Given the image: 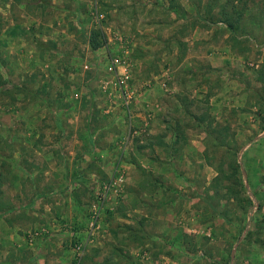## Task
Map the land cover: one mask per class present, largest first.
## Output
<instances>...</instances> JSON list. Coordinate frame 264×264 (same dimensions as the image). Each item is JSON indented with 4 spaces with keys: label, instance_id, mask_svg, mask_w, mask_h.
<instances>
[{
    "label": "rangeland",
    "instance_id": "rangeland-1",
    "mask_svg": "<svg viewBox=\"0 0 264 264\" xmlns=\"http://www.w3.org/2000/svg\"><path fill=\"white\" fill-rule=\"evenodd\" d=\"M212 1L0 0V212L17 187L88 216L121 179L79 264H264V0H231L234 34ZM51 164L56 189L27 187ZM73 167L95 178L74 184ZM64 241L50 252L76 264Z\"/></svg>",
    "mask_w": 264,
    "mask_h": 264
},
{
    "label": "crops",
    "instance_id": "crops-1",
    "mask_svg": "<svg viewBox=\"0 0 264 264\" xmlns=\"http://www.w3.org/2000/svg\"><path fill=\"white\" fill-rule=\"evenodd\" d=\"M261 50L263 52L262 54L264 57V48H260V51ZM248 53L249 51L245 52L244 50V53L242 55L245 56ZM233 54L234 57H238L241 55L240 53L237 55L236 53L231 52L232 58H233ZM261 65L264 70V63H262ZM257 82L258 84H262L261 81L259 80H257ZM210 100L212 101L213 98H211ZM86 155H90V154L86 153ZM86 155L84 154L83 157L85 158ZM148 161H149V157H148ZM97 166L98 168L94 166L88 168L97 170L98 173L104 170V167H102L101 165H97ZM44 168H47V166L44 165ZM44 168L37 170L36 172H34L35 174L33 173V175L27 179L29 183L27 187L30 186L34 188H40L42 190L45 188L49 189L54 187H55L54 189H56L58 187L59 179L55 177L56 171H57V176H60L58 166H56L55 164H51L49 165L48 169L45 170ZM80 169L77 170L73 167L74 171L72 169L70 170L72 175L70 182L72 183L74 182V184L80 182L82 186L87 187L90 184L91 180L93 179V176L95 178V174L89 173L87 171H82ZM83 169L85 170V167ZM47 176L52 178L53 180L49 181ZM55 182L56 185L52 184ZM18 183L15 182L14 185H17ZM139 188L140 187H138V189ZM16 189L17 191L14 199H12L11 197V199H8L9 201H6V203L10 204L11 209L7 210L6 213L0 212V264H19L18 261H16L18 260L17 256L20 259H22L23 256L26 255L28 257H26L23 260L24 262L22 261L21 264H63V261L64 262L66 261L68 264H70L69 263V259L71 255L70 250H66V252L63 251V254H65V258L62 259H60L59 256L58 257L53 256L52 253L50 252L57 250L56 253L58 254L60 248H62L61 250H65L62 246H60L59 243L55 242V237L58 239L60 238L62 239V237L65 238L66 241H64L63 243H67V244L70 242L68 241V239L71 238L72 245H74L75 242L78 240L81 241L83 236L85 235V231L88 230V227L85 228L86 224L89 225L91 222V219H89V215L91 212L88 213L89 214L88 216L86 213L79 212L80 205L84 206V203L76 198L72 200L74 206L72 207L71 210L72 213L70 214L69 205L60 203L59 201L50 202L49 200L51 198L50 195L53 194L54 196V193L46 194L44 191H42L40 194L34 195V197H32V199H30V201L27 203H25V200L23 201V203H20L18 201V198L20 199V197L22 196L19 197L17 196L20 194V191H22V189H18L17 187ZM129 208L131 210L133 209V207H129ZM32 211L34 212L35 217L33 215L32 216L30 215L31 213H33ZM137 211L139 210L134 209V212ZM26 214L27 216H31L29 221H28L29 219L28 217H23L26 216ZM23 219H26V221H24ZM70 223L75 224L74 226L76 227H73V229H71ZM66 226H68V228H66ZM29 227H31L30 231L36 230L35 233L40 232L37 230L40 229L44 230L47 235L41 233V236L35 242V245L33 244L32 246L31 245L28 246L25 237L26 234L30 232V231H26ZM37 233L35 235H37ZM116 252L117 253L115 254L113 260L111 256H109L107 260L106 259H102V260L110 261L107 264L119 263L120 260H123L124 256H121L122 254L119 253L120 252L119 250H116ZM126 264H132V262L130 261L127 262Z\"/></svg>",
    "mask_w": 264,
    "mask_h": 264
},
{
    "label": "trees",
    "instance_id": "trees-1",
    "mask_svg": "<svg viewBox=\"0 0 264 264\" xmlns=\"http://www.w3.org/2000/svg\"><path fill=\"white\" fill-rule=\"evenodd\" d=\"M214 6H217L221 14L223 16V23L227 26V28L230 30L232 34L235 33V31L241 30L239 29V20L242 19L243 14V7L239 8L235 5L234 1L228 0L226 3H219V0H213L211 3L210 11L214 8ZM231 7L232 13L228 12L227 8ZM105 43V37L103 33L100 30L92 29L89 33L88 37V46L92 51H95L99 48H101ZM2 81L0 76V82ZM264 81V77L262 79ZM262 89L264 91V82ZM264 130V129H263ZM226 141V140H225ZM227 142V141H226ZM232 172H236V166L232 168ZM234 176V175H232ZM219 180H216V183H219ZM229 193L233 191L232 187L227 188Z\"/></svg>",
    "mask_w": 264,
    "mask_h": 264
},
{
    "label": "built area",
    "instance_id": "built-area-1",
    "mask_svg": "<svg viewBox=\"0 0 264 264\" xmlns=\"http://www.w3.org/2000/svg\"><path fill=\"white\" fill-rule=\"evenodd\" d=\"M108 70L111 72V71H114V66H109ZM118 181H121V179H117V180H114L113 183L109 184L108 187L106 186V188L104 187V190H103V193L99 194L98 196V200L96 202L95 205H93V210L91 211V216H90V219H91V222L88 226V230L85 231V237H87V239H89L93 233H94V230L96 229V225L98 223V218L100 216V207L103 203V199L105 197V194H107L108 190H110V188H112L113 186H115V184L118 182ZM85 247H86V244L84 243V241H76L75 244L73 245V249L75 251V255L77 257V263L76 264H79V261L82 259V257L84 256V251H85Z\"/></svg>",
    "mask_w": 264,
    "mask_h": 264
},
{
    "label": "water",
    "instance_id": "water-1",
    "mask_svg": "<svg viewBox=\"0 0 264 264\" xmlns=\"http://www.w3.org/2000/svg\"><path fill=\"white\" fill-rule=\"evenodd\" d=\"M232 258H233V254H232V256H231Z\"/></svg>",
    "mask_w": 264,
    "mask_h": 264
}]
</instances>
